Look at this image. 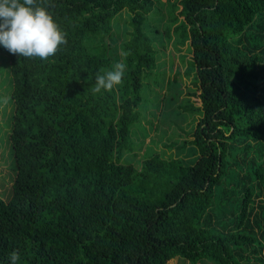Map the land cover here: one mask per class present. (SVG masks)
I'll use <instances>...</instances> for the list:
<instances>
[{
    "label": "trees",
    "instance_id": "1",
    "mask_svg": "<svg viewBox=\"0 0 264 264\" xmlns=\"http://www.w3.org/2000/svg\"><path fill=\"white\" fill-rule=\"evenodd\" d=\"M155 2L37 0L65 47L45 63L0 47L14 102L0 264L13 251L18 264H264V0H179L198 78L181 107L199 118L179 156L138 166L125 159L157 68ZM118 62L121 84L95 93Z\"/></svg>",
    "mask_w": 264,
    "mask_h": 264
},
{
    "label": "rangeland",
    "instance_id": "2",
    "mask_svg": "<svg viewBox=\"0 0 264 264\" xmlns=\"http://www.w3.org/2000/svg\"><path fill=\"white\" fill-rule=\"evenodd\" d=\"M176 3L175 5H172ZM179 0H156L155 11L148 17L147 33L153 36L157 50V68L153 75L145 81L142 90L143 101L140 105L141 117L132 128V142L135 147V156L127 155L130 160L139 166L144 158L158 152L163 157L174 158L178 155L177 142L187 141L190 145L192 140V129L196 125L195 119L199 115L183 111L189 98L193 101L192 94L197 92L198 78L196 67L193 64L188 34L183 30L175 32V28L183 24V19L178 16L180 11ZM174 8H173V7ZM174 9V11H172ZM128 12L125 10L117 18L116 30L124 34L128 28ZM150 26V27H149ZM171 31V37H166L165 31ZM152 34V35H151ZM152 37V38H153ZM172 83L168 85L169 78ZM176 79L173 81V78ZM12 78L9 71L8 58L0 53V194L8 198L14 176L13 157L9 135L12 126L14 102L10 98L12 92ZM142 151L140 146L144 142ZM181 145V144H180ZM193 149H185L180 152V157L190 160ZM132 154V153H131ZM179 156V155H178ZM14 179V178H13ZM178 259L171 264L181 263Z\"/></svg>",
    "mask_w": 264,
    "mask_h": 264
},
{
    "label": "clouds",
    "instance_id": "3",
    "mask_svg": "<svg viewBox=\"0 0 264 264\" xmlns=\"http://www.w3.org/2000/svg\"><path fill=\"white\" fill-rule=\"evenodd\" d=\"M0 47L10 54L38 62H50L65 47V36L52 15L37 0H0ZM126 65L116 63L107 72H97L93 91H111L121 84ZM18 253L11 252L8 264H18Z\"/></svg>",
    "mask_w": 264,
    "mask_h": 264
}]
</instances>
